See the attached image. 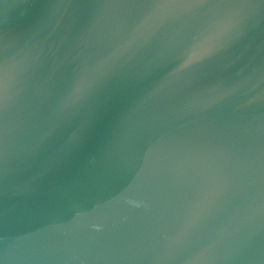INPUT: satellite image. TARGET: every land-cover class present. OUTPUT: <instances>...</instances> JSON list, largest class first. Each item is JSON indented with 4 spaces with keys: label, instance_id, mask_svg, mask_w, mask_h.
<instances>
[{
    "label": "water",
    "instance_id": "95a60500",
    "mask_svg": "<svg viewBox=\"0 0 264 264\" xmlns=\"http://www.w3.org/2000/svg\"><path fill=\"white\" fill-rule=\"evenodd\" d=\"M0 264H264V0H0Z\"/></svg>",
    "mask_w": 264,
    "mask_h": 264
}]
</instances>
